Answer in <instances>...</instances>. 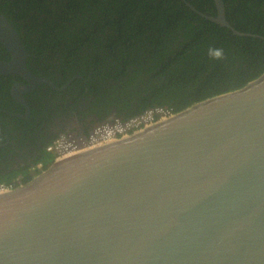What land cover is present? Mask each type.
I'll return each mask as SVG.
<instances>
[{"label": "water", "instance_id": "1", "mask_svg": "<svg viewBox=\"0 0 264 264\" xmlns=\"http://www.w3.org/2000/svg\"><path fill=\"white\" fill-rule=\"evenodd\" d=\"M215 2L217 15L187 3L253 35ZM0 41V74L26 80L18 101L57 88L1 9ZM0 264H264V73L0 194Z\"/></svg>", "mask_w": 264, "mask_h": 264}, {"label": "trees", "instance_id": "2", "mask_svg": "<svg viewBox=\"0 0 264 264\" xmlns=\"http://www.w3.org/2000/svg\"><path fill=\"white\" fill-rule=\"evenodd\" d=\"M224 1L230 23L253 35L235 34L187 3L217 15L215 0H1L0 9L21 34L35 73L56 81L82 75L73 95L85 96L103 121L113 109L127 121L157 107L176 114L264 73V0ZM209 47L223 48L226 58L212 60ZM0 58L10 59L1 43ZM46 147L36 163L48 169L57 156Z\"/></svg>", "mask_w": 264, "mask_h": 264}, {"label": "flooded vegetation", "instance_id": "3", "mask_svg": "<svg viewBox=\"0 0 264 264\" xmlns=\"http://www.w3.org/2000/svg\"><path fill=\"white\" fill-rule=\"evenodd\" d=\"M31 71L35 73L32 69ZM0 76H4L0 78V112L7 114L3 118L0 116V178L16 174L12 183L0 182V184L19 187L29 175L32 174L34 179L47 170L43 162L36 163V161L46 154L44 149L47 146L48 150L52 142L60 138L81 142L86 140L95 126L101 123L115 119L124 121L123 117L116 115L115 109L106 120H101L100 116L93 112L91 103L85 100V96L78 93L73 95L76 90L82 89L79 83H74L78 78L83 79L82 75H74L66 81H63L64 78L60 74L57 76L58 81L47 75H39L50 78L57 88L44 83L23 92L27 105L18 101L13 94L15 85L26 80L20 75L0 74ZM4 86L9 88H3ZM8 92L11 98L7 95ZM78 97L81 100L78 101Z\"/></svg>", "mask_w": 264, "mask_h": 264}, {"label": "built area", "instance_id": "4", "mask_svg": "<svg viewBox=\"0 0 264 264\" xmlns=\"http://www.w3.org/2000/svg\"><path fill=\"white\" fill-rule=\"evenodd\" d=\"M174 115L175 114L167 108H152L147 110L144 114L127 121L115 119L114 121L101 123L92 131L86 140H82L81 142L60 138L48 146V151L56 154V161H58L68 152V149H92L93 147H99L129 137L160 121L169 119ZM16 188L17 187L13 185L1 183L0 194L11 192Z\"/></svg>", "mask_w": 264, "mask_h": 264}, {"label": "clouds", "instance_id": "5", "mask_svg": "<svg viewBox=\"0 0 264 264\" xmlns=\"http://www.w3.org/2000/svg\"><path fill=\"white\" fill-rule=\"evenodd\" d=\"M208 54L215 61H223L226 58L224 49L219 47H209Z\"/></svg>", "mask_w": 264, "mask_h": 264}, {"label": "bare ground", "instance_id": "6", "mask_svg": "<svg viewBox=\"0 0 264 264\" xmlns=\"http://www.w3.org/2000/svg\"><path fill=\"white\" fill-rule=\"evenodd\" d=\"M71 84V83H70ZM69 86V85H68ZM97 125V124H96ZM95 126V125H94ZM98 126V125H97ZM95 126V128L97 127ZM94 148V147H93ZM67 149V148H66ZM89 149H68V152L66 154H64V156L62 158H60V160L64 159V158H67V157H70V156H73V155H76V154H80L82 152H85V151H88Z\"/></svg>", "mask_w": 264, "mask_h": 264}]
</instances>
